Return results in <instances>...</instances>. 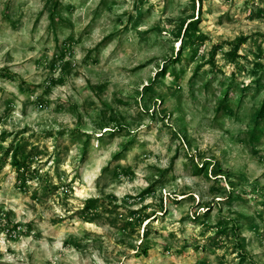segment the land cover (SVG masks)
<instances>
[{
  "label": "rangeland",
  "instance_id": "rangeland-1",
  "mask_svg": "<svg viewBox=\"0 0 264 264\" xmlns=\"http://www.w3.org/2000/svg\"><path fill=\"white\" fill-rule=\"evenodd\" d=\"M263 104L264 0H0V264H264Z\"/></svg>",
  "mask_w": 264,
  "mask_h": 264
},
{
  "label": "trees",
  "instance_id": "trees-1",
  "mask_svg": "<svg viewBox=\"0 0 264 264\" xmlns=\"http://www.w3.org/2000/svg\"><path fill=\"white\" fill-rule=\"evenodd\" d=\"M198 30V21H193L188 25V31L189 33H193L196 35V32ZM247 40L246 36H241L239 38H237L235 41L232 42V44L235 45V53H238L239 50V46L241 45V43L245 42ZM214 56V53H213ZM264 114V104L260 110V115ZM13 159H12V165L16 166L18 170L21 171V167H20V160H19V156H17L16 154H13ZM203 170L202 166H199L196 164V173L200 174L201 171ZM23 176V175H22ZM21 181L25 184V181L23 179H21ZM97 199L93 198V199H89L86 202V209H90L91 207H93L96 203H97ZM232 229L234 231V234L237 238L236 240V247L239 249V257L241 260L245 261L246 259H248L250 257L248 250L245 248L244 242L241 240L240 237V226L239 224H237L236 222L233 224Z\"/></svg>",
  "mask_w": 264,
  "mask_h": 264
}]
</instances>
